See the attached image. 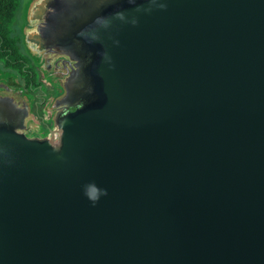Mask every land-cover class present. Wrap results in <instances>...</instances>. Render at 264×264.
<instances>
[{"label": "water", "instance_id": "water-1", "mask_svg": "<svg viewBox=\"0 0 264 264\" xmlns=\"http://www.w3.org/2000/svg\"><path fill=\"white\" fill-rule=\"evenodd\" d=\"M21 15L60 90L46 133L0 93V264H264V0Z\"/></svg>", "mask_w": 264, "mask_h": 264}, {"label": "flooded vegetation", "instance_id": "flooded-vegetation-1", "mask_svg": "<svg viewBox=\"0 0 264 264\" xmlns=\"http://www.w3.org/2000/svg\"><path fill=\"white\" fill-rule=\"evenodd\" d=\"M20 1V5L22 0ZM19 8L14 22L13 37L18 45L17 54L0 58V93L18 96L22 104H27L32 121L39 124L40 131L46 133L52 124L53 100L58 97L59 88L52 79H46L32 64L22 49L19 26L22 22ZM7 50V49H6ZM35 122V123H36Z\"/></svg>", "mask_w": 264, "mask_h": 264}, {"label": "trees", "instance_id": "trees-1", "mask_svg": "<svg viewBox=\"0 0 264 264\" xmlns=\"http://www.w3.org/2000/svg\"><path fill=\"white\" fill-rule=\"evenodd\" d=\"M20 8L19 0H0V58L17 54L18 45L13 37L14 22ZM7 49V50H6Z\"/></svg>", "mask_w": 264, "mask_h": 264}, {"label": "clouds", "instance_id": "clouds-1", "mask_svg": "<svg viewBox=\"0 0 264 264\" xmlns=\"http://www.w3.org/2000/svg\"><path fill=\"white\" fill-rule=\"evenodd\" d=\"M83 194L93 206H95L102 197L107 196L108 192L106 189H102L95 182H90L83 186Z\"/></svg>", "mask_w": 264, "mask_h": 264}, {"label": "rangeland", "instance_id": "rangeland-1", "mask_svg": "<svg viewBox=\"0 0 264 264\" xmlns=\"http://www.w3.org/2000/svg\"><path fill=\"white\" fill-rule=\"evenodd\" d=\"M22 4H23V0H22L21 5H20L21 10H22ZM21 10H20V16H21Z\"/></svg>", "mask_w": 264, "mask_h": 264}]
</instances>
